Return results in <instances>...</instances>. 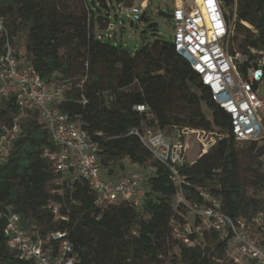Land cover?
<instances>
[{
    "label": "trees",
    "instance_id": "trees-1",
    "mask_svg": "<svg viewBox=\"0 0 264 264\" xmlns=\"http://www.w3.org/2000/svg\"><path fill=\"white\" fill-rule=\"evenodd\" d=\"M221 1L225 12V6L237 7L234 13H226V18L230 22L235 15V27L246 30L243 47L264 48V0ZM100 3L106 7L105 0ZM96 9L101 12L100 8ZM92 13L95 12L88 0L81 16L61 11L52 0H0V14L6 17L10 35L14 37L23 27L28 28L24 60L46 82L51 84L56 72L69 74L80 58L89 64L92 82H86L74 94H65L59 109L73 120H79L98 143L99 160L109 175L116 174L125 158L142 167L147 163L153 166V174L147 178L145 205L136 209L121 202L102 209L94 204V193L86 181L78 180L72 186L68 182L58 183V175L44 156V148L51 145L49 131L38 114L28 109L19 119L21 135L0 167V211L4 205L11 206L19 213L23 229L34 238L53 231H67L79 253L75 264H111L118 255L125 260L124 264L144 259L160 262L163 253H169L172 240L170 219L174 211L169 201L174 187L168 170L155 161L151 150L137 135L129 134L143 120L148 121L146 114L133 109L138 103L150 107L162 128L227 130V136L220 138L211 150L183 168L191 182L189 190L193 193L195 186H207L221 194L226 212L234 218L250 217L263 209L264 172L257 171L253 181L263 196L245 199L241 193L240 153L230 116L213 101L198 73L176 51L174 42L154 40L130 52L111 40L98 39L96 23L103 28V17L92 18ZM141 20L148 21L149 17L144 15ZM243 21L255 26L258 32L252 33ZM157 26L151 24L154 29ZM96 66L106 75L105 83ZM169 87L188 106L184 118L172 111L167 97ZM105 91L110 93L109 103L104 97ZM202 103L208 105L212 119L206 117ZM29 114L35 118L24 121V116ZM20 115L21 109L14 97L0 96V136L6 132L2 126L11 128ZM248 142L264 165V142ZM60 189H64L63 194L56 193ZM50 202L59 203L61 213L68 219H56L48 207ZM4 227L5 220L0 218V264H27L7 247ZM128 234L132 235L131 240L125 239ZM225 248L217 233H206L200 244L184 249L178 264H217L215 258H224Z\"/></svg>",
    "mask_w": 264,
    "mask_h": 264
},
{
    "label": "built area",
    "instance_id": "built-area-1",
    "mask_svg": "<svg viewBox=\"0 0 264 264\" xmlns=\"http://www.w3.org/2000/svg\"><path fill=\"white\" fill-rule=\"evenodd\" d=\"M174 1L171 16L176 51L198 73L213 101L229 114L235 141L264 142V48L243 47L233 41L234 27L226 18L221 0ZM105 2L110 10L108 0ZM151 3L146 0L135 6L133 0H121L118 9L121 14L141 20L142 16L155 12L150 9ZM93 10V17H103V28L109 29L108 33L97 31L98 39L112 41L110 29L116 26L111 24L110 12L105 15L96 8ZM19 55L6 17L0 14V96L14 97L21 109L11 128L2 126L6 132L0 136V167L21 135L19 119L32 109L49 131L51 145L44 148V156L58 175V183L68 182L72 186L78 180L86 181L94 193V204L102 209L121 202L136 209L143 207L147 181L136 174L109 175L99 160L98 143L79 120L59 109L65 100L63 87H52ZM133 109L146 114L150 122L143 120L129 134L137 135L151 150L155 161L168 170L174 187L169 201L174 211L170 219L169 264H178L184 249L200 244L206 233H217L225 242V256L215 258L217 264H264V208L250 217L234 218L226 212L221 194L207 186H195L193 193L189 190L191 182L183 168L216 145L213 131L174 126L173 134H169L147 104H135ZM192 135L201 145L194 161L189 160V153L195 152L198 144L190 141ZM48 207L56 219H68L61 213L59 203L50 202ZM0 218L5 220L6 245L19 260L27 264L78 262L79 253L67 231H53L34 238L23 229L19 213L7 205L0 211Z\"/></svg>",
    "mask_w": 264,
    "mask_h": 264
},
{
    "label": "rangeland",
    "instance_id": "rangeland-1",
    "mask_svg": "<svg viewBox=\"0 0 264 264\" xmlns=\"http://www.w3.org/2000/svg\"><path fill=\"white\" fill-rule=\"evenodd\" d=\"M55 3H58L59 9L68 14H72L75 16H81L85 13L86 9V0H52ZM118 1L121 0H108L110 4V10L100 3V0H95V4L92 3V0H88L89 4L93 8H100L101 12L105 15L110 12V20L111 24L115 25L114 29H110L113 34V42H117L119 45H122L124 48L129 50L130 52H135L136 49L140 48L144 43L152 42L154 40H167L173 41L174 37V24L172 20V11L175 7L174 0H150L152 1L150 5V9L154 10V13H149L148 21L144 20H134L133 16H128L125 14H121L118 9ZM146 0H133V4L135 6H141V4ZM132 2V1H130ZM226 13L230 15L236 11V6L230 5L225 6ZM93 18V15L91 16ZM132 21H134L135 25H131ZM237 21V17L233 15L230 19V24L234 27L235 39L234 42L241 44L243 46V36L246 33V30H238L235 27V22ZM152 23H156L157 29L151 27ZM242 24L252 31V33L256 34L255 26L250 24L249 22H242ZM96 30L104 33H108L109 29L100 28L99 24L96 23ZM28 40V28L23 27L21 31L14 35L15 45L24 59L26 56V44ZM241 46V47H242ZM63 52V49L60 51ZM96 72L100 75V79L103 83L106 81V75L103 73L99 66L95 67ZM93 74L90 70L89 64L80 58L75 62L74 69L67 75H62L60 72H56L52 75L51 86H62L65 94H74L79 91L80 87L83 86L86 82H92ZM264 94V89H263ZM104 97L106 101L109 103L110 93L105 91ZM167 97L171 102L172 111L178 115L179 117L184 118L188 113V106L186 102L182 99V97L171 87L167 90ZM202 110L205 113L208 119H212L211 111L206 103H202ZM34 119L32 114L28 116H24L23 120L28 121L30 119ZM167 132L169 134H173L174 129L172 127H167ZM228 131L225 129H220L218 127L213 128V136L217 138V141L222 137H226ZM220 137V138H219ZM208 140H210V136H208ZM191 142H195L198 144L195 135H192L190 138ZM201 146V145H200ZM199 144L196 146L195 152L189 153V160L194 161L197 157L200 149ZM237 148L240 153V161H239V173L243 181V186L241 193L245 199L252 197H262L263 191L258 190V187L253 185V181L256 180V173L264 172V165L259 158L258 154L255 150L251 149L250 142L237 143ZM123 166H119L116 170L115 176L122 175H130L136 174L147 181V178L153 174V166L150 163L146 164V167H142L138 164H134L131 162L129 158H125L122 160ZM116 167L118 165H115ZM147 186V183H145ZM52 188V186L50 185ZM53 191V190H52ZM56 193L63 194L64 189L56 190ZM257 193V194H256ZM55 201V200H54ZM126 240H131L132 235L128 234L125 236ZM160 262H152L149 259H144L134 264H169V253L168 251L164 254ZM125 260L121 256H116L115 263L111 264H124ZM227 264V263H224Z\"/></svg>",
    "mask_w": 264,
    "mask_h": 264
},
{
    "label": "water",
    "instance_id": "water-1",
    "mask_svg": "<svg viewBox=\"0 0 264 264\" xmlns=\"http://www.w3.org/2000/svg\"><path fill=\"white\" fill-rule=\"evenodd\" d=\"M131 25H133V23H131Z\"/></svg>",
    "mask_w": 264,
    "mask_h": 264
}]
</instances>
